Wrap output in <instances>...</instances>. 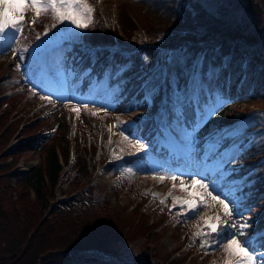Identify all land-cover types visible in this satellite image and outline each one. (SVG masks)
Segmentation results:
<instances>
[{
	"label": "rangeland",
	"instance_id": "obj_1",
	"mask_svg": "<svg viewBox=\"0 0 264 264\" xmlns=\"http://www.w3.org/2000/svg\"><path fill=\"white\" fill-rule=\"evenodd\" d=\"M259 1L262 4L260 6L264 8V0ZM256 2L259 3L258 0ZM87 3L94 8L93 22L87 29H77L68 22L57 24L50 12L43 13L34 19L33 10L27 9L22 31L17 34L18 39L11 43V47L0 52V161L6 164L4 170L20 173L29 167L43 165L48 143L54 133V126L57 122L63 121L65 132L72 133V136L68 137L67 149L73 148L75 158L73 163L68 162V154H65L61 147L60 149L57 147L59 156L64 162L66 174L60 178V184L53 189V194L54 198L61 194L66 199L63 205L57 208L61 211L60 215L50 220L56 219L70 226L72 224L85 226L91 222H104L106 219H112L116 223L120 221L124 224L123 231L119 232L120 252L121 249L123 252L124 249L131 248L133 255H139L146 250L148 242L154 244L148 248L156 246L160 249L159 255L151 251L150 256L153 259L143 264H185L191 250L195 247L199 248L197 251L204 256L200 258L196 252H193L196 256L190 264H224L228 254L223 245L231 238L228 235L229 230H225L224 235L216 239L218 247L215 251H206L202 247V242L203 244L208 242L202 226L204 220L217 214L223 218V212L218 203L209 197L206 204H202L194 213L186 217L180 214L183 211L181 207L174 212H168L165 209L167 203L173 202V197L198 198L201 189L192 185L193 176L197 173H199L196 176L197 179L205 175L214 176L216 163L225 152L223 148L218 155L207 159L208 161L201 158L195 160L190 150L193 143L192 136H189L191 130L180 129L178 125L177 99L190 97L195 101L205 100V105L215 102L214 97L207 91L210 85L209 73H206V79L200 75L201 55L195 54L191 58L188 52L181 49L166 53L165 70L172 78L174 86L169 96H164L158 111L154 114L156 129L158 128L162 135L156 134L154 139L148 142L125 129V127L133 126L137 121L145 120L146 112L137 108L128 112L118 111L115 100L111 102L113 96H110L113 92L116 94L117 89L114 91L103 89L110 84V81L106 82L103 79L98 83L91 77L86 86L77 87L82 80V77L75 76L79 69H64V66L62 69L59 65L60 59H64L66 52L68 55L74 51L76 46L74 44L87 46V50L83 49V54L91 58L101 47L107 48L102 50L103 54L119 49V42L121 43L122 39L130 38L131 34L138 35L140 31L146 36L156 34L162 38L167 34L174 35L182 31L199 29L198 25L205 21L199 17L182 16V19H178L180 17L167 13H163L161 17L144 11L138 4L124 2V0H87ZM168 20L173 22H171L172 25ZM53 24H56L55 28L52 27ZM46 26L50 31L37 40V34L43 33ZM112 32L117 35L111 34ZM25 46L28 50L21 53L23 59L18 60L21 67L17 69L11 49L13 47L24 49ZM109 56L100 61L99 70L105 72L111 69L110 60L107 59ZM98 59H95L94 63ZM80 66H84V63ZM122 70L118 69L120 77L131 72L132 67ZM70 72L73 75L70 76ZM147 76H151L154 82L161 80L156 70L147 73ZM48 96H51V99L42 98ZM146 99L150 100V96H146ZM85 104L87 108L84 107ZM167 107L173 110V114L170 113L171 116L166 120L162 113ZM197 107H200V104ZM73 108H78V111H73ZM97 109L102 110L97 112ZM93 112H96V115H93ZM257 112L226 132L235 133L239 135L238 137H249L250 134H255L258 129L264 128V117L261 116V111ZM119 121L125 123H118ZM8 124L9 127H7ZM177 131L183 144L179 143ZM121 132L128 137L127 140L121 136ZM219 135L216 134L212 139L205 140L208 143L206 152L219 149ZM35 136L40 137V144L36 150L9 153V149L21 139L31 137L29 139L35 141L37 140L34 139ZM137 140L146 145L144 151L136 152ZM161 144L164 145L165 150L160 148ZM155 148L158 154L155 153ZM229 152L239 153L235 145L230 146ZM141 154H144L146 158L150 173L137 174L134 167H124L123 159L126 156ZM82 155L90 169L87 170V174L93 177V182L87 185H85L86 181L78 182L77 172L82 167ZM91 155L94 161L87 160ZM186 162L189 164H185ZM241 164L236 157L234 163L226 165L228 170H236L231 180H241L252 175L251 168ZM110 165L113 169L107 170ZM128 169L132 171L129 172ZM165 173L175 175L178 179L172 181L165 178L161 182L159 177ZM4 179H6L5 185L10 184L16 188L9 190L8 194L0 191V214L11 210L14 202L20 204L23 195L19 197V194H23L24 191L27 196L24 198H29L31 205L36 204L33 192L28 188L25 190L22 184H19L22 181L14 179L13 176L9 179L4 177ZM181 180H183L184 190L181 187ZM173 183L175 187L172 186ZM227 189L228 185H225L220 190L226 193ZM169 191L171 195H168ZM153 193L158 195L154 197ZM217 194L213 193V195ZM166 196L167 199L163 204L157 202V197L165 198ZM237 196L242 200L241 195ZM221 198L223 199L224 196L221 195ZM134 204L141 208L142 213L149 214V220L156 221L159 230H156V226L151 228L153 232H155L153 229L156 230L154 233L157 238L156 243L148 241L147 238L153 236L147 234V229L140 230V225H137L138 215L134 212L135 210H132ZM51 208L52 202L44 208L43 213L48 217L51 214L54 216ZM241 211L244 215L246 210ZM234 218L237 221L242 219L238 216ZM175 225H177V238L171 231ZM198 231L202 233L200 236L195 235ZM259 248L258 243L255 246V255L259 257L257 264H264L262 250L264 247ZM177 250H182V255L173 261L172 254ZM167 253L169 257L162 256ZM125 256L132 258V255Z\"/></svg>",
	"mask_w": 264,
	"mask_h": 264
},
{
	"label": "trees",
	"instance_id": "obj_2",
	"mask_svg": "<svg viewBox=\"0 0 264 264\" xmlns=\"http://www.w3.org/2000/svg\"><path fill=\"white\" fill-rule=\"evenodd\" d=\"M124 2L138 4L144 11L161 17L163 13L180 17L178 19H182V16L199 17L205 23L199 22V29L182 31L174 35L167 34L162 38L156 34L143 37L141 33L135 31L138 35L131 34L130 38H124L121 43L119 42L121 51H116L112 55V71L106 75L110 84L117 86V93L111 95L118 111L128 112L137 108L149 113L154 110L155 102L163 92L162 83L157 81L154 88L150 86L153 81L148 83V78H143V75L156 70L161 76L164 69L162 52L170 53L181 49L192 57L201 54L207 59L211 75L217 82L213 92L217 93L219 101H227L221 103L216 113L194 133L197 153L202 149L200 146L202 137L217 131L216 128L222 127L226 122H238L256 111L264 114V8L258 5L256 0H124ZM168 21L172 25L173 22ZM96 58H99L98 54ZM67 59L68 64L65 63L70 69H76L84 63L85 66L81 68L87 70V75L94 73L101 77L95 68L102 58L95 63L92 60L87 63V56L83 54V50L74 48V51L67 55ZM130 66L131 72L116 78L117 69ZM166 85L170 86L169 78H166ZM148 93L153 98L150 106L144 99ZM194 107L191 100H183L180 104V123L186 129L192 130L195 119ZM252 107L256 109L252 110ZM153 125L152 120L137 121L125 129L148 142L153 137ZM50 139L43 165L34 166L24 175L6 172L5 162L0 161V191L8 194L9 190L16 188L10 184L5 185L4 177L9 179L13 176L14 179L22 181L19 183L22 184V188L25 190L28 188L33 192L36 200V204L31 205L29 198H24L26 196L24 191L23 194H19V197L23 195L20 204L14 202L11 210L0 214V264H89L104 260L114 264V254L120 251L119 232L124 228L120 221L116 223L112 219H106L104 222H91L85 226L77 224L70 226L56 219L50 220L57 218L61 213L54 207L55 203L61 201L54 198L53 189L58 186L64 168L57 149L61 147L65 154L68 152V136L63 121L57 123ZM37 147L38 142H24L11 154L36 150ZM238 148L242 153L237 158L242 165H250L260 160L252 167L253 178L246 179L239 191L244 195L241 201L242 208L246 207L245 210H248L252 205L247 213V217L254 216L251 232L259 231L260 225H264V131L249 146L247 140L239 142ZM81 157L82 167L77 172L78 182L83 180L86 181L85 185L91 184L93 177L87 174V170L90 169L84 156ZM87 160L94 161L92 155ZM123 160L127 164L138 163L141 172L149 171L144 154ZM108 169L113 167L110 165ZM50 202L51 213L56 217L52 214L48 217L43 213ZM132 210L138 215L137 225H140V230L147 229V234L153 236L147 238L148 241L156 243L157 238L154 234L156 231L153 229L155 231L153 232L151 229L156 223L149 220L138 208ZM152 244L148 242L142 261L150 259L151 251L159 255L156 246L148 248L154 245ZM262 250L264 252V248ZM121 253L124 257L133 255L125 249L123 252L121 249ZM137 260L140 264L141 259Z\"/></svg>",
	"mask_w": 264,
	"mask_h": 264
},
{
	"label": "snow or ice",
	"instance_id": "obj_3",
	"mask_svg": "<svg viewBox=\"0 0 264 264\" xmlns=\"http://www.w3.org/2000/svg\"><path fill=\"white\" fill-rule=\"evenodd\" d=\"M29 8L34 12V19L43 13L50 12L57 24L68 22L77 29H87L93 22L94 8L87 3V0H0V52L11 47V43L18 39L17 34L22 31L24 15ZM52 27L55 28L56 24H53ZM49 31L50 29L46 26L43 33L37 34V40L40 39L41 35H47ZM11 50L14 58L19 57V59L22 60L23 56L21 53L28 49L27 46H25L24 49L13 47ZM20 67L21 65L17 63L16 68L19 69ZM69 75L71 76L73 73L70 72ZM42 98L51 99V96ZM226 102L227 101H216L213 104L205 105L203 108L197 107L189 136L194 137V133L197 129L216 113L221 103ZM196 103L199 105L198 99ZM84 107L87 108V104H85ZM101 110L102 109H97V112ZM73 111H78V108H73ZM92 114L96 115V112ZM118 123L122 124L125 122L119 121ZM233 135H235V133L225 132L221 138H227ZM121 136H124L123 132H121ZM124 139L127 140L128 137L124 136ZM145 148L146 145L144 143H141L139 140L136 141V152H142ZM238 154V152L233 153L228 151L221 154L214 169L215 175L212 177L205 175L197 179L196 176H198L199 173L195 174L191 183L201 189V194L198 198L193 199L173 197V206L179 205L181 209H183L180 213L181 215L187 212L194 213L199 206L206 204L207 199L210 197L214 202L220 205L223 218L219 214L207 217L204 220V228L207 229V232L204 234L209 236L212 234L223 236L224 231L229 230L228 235H230L231 238L223 245L228 254V258L225 260L224 264H257L259 257L255 255V245L259 242V246L264 247V231L251 232V222L253 218L243 215L241 211V198L236 195L238 191H241L242 186L236 181L231 180V173L225 170L226 165L236 161ZM128 171L131 172L132 169H128ZM159 178L161 182L165 178L171 179L172 181L178 179L177 176L167 173L161 175ZM225 185H228L226 193L220 190L223 189ZM172 186L175 187V183H173ZM181 187L182 190H184L183 180H181ZM214 192L218 194L213 195ZM152 195L156 197L158 194L153 193ZM168 195H171L170 191ZM221 195L224 196L223 199ZM165 199H167V196L161 199V204L165 202ZM237 216L242 217V219L237 221L234 218ZM201 234L202 233L199 231L195 233L196 236H200ZM202 247H205L203 242Z\"/></svg>",
	"mask_w": 264,
	"mask_h": 264
},
{
	"label": "bare ground",
	"instance_id": "obj_4",
	"mask_svg": "<svg viewBox=\"0 0 264 264\" xmlns=\"http://www.w3.org/2000/svg\"><path fill=\"white\" fill-rule=\"evenodd\" d=\"M86 56H87V63H88V61H90V56H88L87 54H86ZM17 60H19V59H17ZM64 61L68 64V59H67V52L65 53V57H64ZM76 69H79V71H82V72H87V70L85 69V68H76ZM29 73H31V70H29Z\"/></svg>",
	"mask_w": 264,
	"mask_h": 264
}]
</instances>
